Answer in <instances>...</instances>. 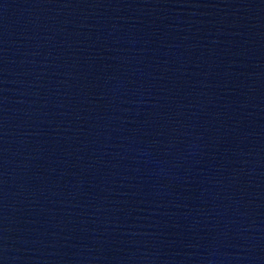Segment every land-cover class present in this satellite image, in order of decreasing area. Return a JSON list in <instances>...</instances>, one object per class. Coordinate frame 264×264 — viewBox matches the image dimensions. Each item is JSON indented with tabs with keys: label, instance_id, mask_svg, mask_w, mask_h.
Segmentation results:
<instances>
[{
	"label": "water",
	"instance_id": "1",
	"mask_svg": "<svg viewBox=\"0 0 264 264\" xmlns=\"http://www.w3.org/2000/svg\"><path fill=\"white\" fill-rule=\"evenodd\" d=\"M0 264H264V0H0Z\"/></svg>",
	"mask_w": 264,
	"mask_h": 264
}]
</instances>
